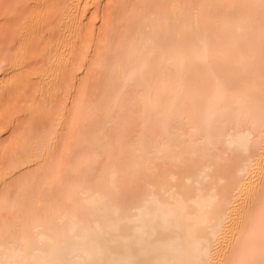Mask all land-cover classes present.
<instances>
[{"label":"bare ground","instance_id":"6f19581e","mask_svg":"<svg viewBox=\"0 0 264 264\" xmlns=\"http://www.w3.org/2000/svg\"><path fill=\"white\" fill-rule=\"evenodd\" d=\"M0 27V110L38 87L0 111V264H264V0H0Z\"/></svg>","mask_w":264,"mask_h":264},{"label":"rangeland","instance_id":"374dc122","mask_svg":"<svg viewBox=\"0 0 264 264\" xmlns=\"http://www.w3.org/2000/svg\"><path fill=\"white\" fill-rule=\"evenodd\" d=\"M92 16H93V18H96V20H95L96 27H92L91 26V29L97 30L102 25V19L104 17V10H98V11L94 12ZM6 24H7V22H6ZM1 25H3V24H1ZM12 26L13 25H10L9 28H11ZM93 26H95V25H93ZM6 27H7V25H6ZM9 28H8V30H9ZM0 29H2V27H0ZM13 30H14V27H13ZM9 31L11 32L12 30H9ZM9 31L6 30L5 31L6 33H0V41H1L0 46L3 43L2 47H6V48L9 47V49L10 48H15L16 49L18 41H19V39L17 38V33H14L15 31L14 32L12 31V33H7ZM20 34L22 35V33H20ZM91 34L92 33H88L87 35L90 36ZM15 37L17 39H15ZM43 40H45V39L42 38L41 42L38 44V49L39 50H41L43 48ZM2 47H0V48H2ZM9 49L7 48V50H9ZM5 51L6 50L2 51V49H0V52H5ZM32 63H34V62H32ZM37 88H38L37 85H35L34 83H31V84L25 83V84L20 85L18 88H15L11 92L10 97H8V101L4 105L6 107L5 111L4 110L3 111L0 110L1 114H2L1 121H2V125L3 126L7 127L9 125L11 126L12 124H14V125L18 124L17 126L20 127L23 122L28 120L27 118H20V119L18 118V119H16L15 123H13L14 119H12L11 112L14 110V106L17 103H19V105H24V103H25V102H23L25 100L24 98L27 97L28 95L32 96V94L36 93L37 92ZM11 132L12 131L7 133L4 136V138L2 139V141H5L8 137H10Z\"/></svg>","mask_w":264,"mask_h":264}]
</instances>
